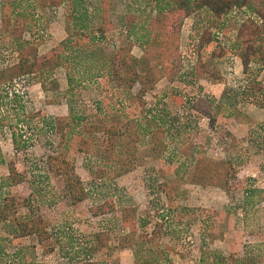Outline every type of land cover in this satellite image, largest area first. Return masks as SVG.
Wrapping results in <instances>:
<instances>
[{
	"label": "rangeland",
	"instance_id": "rangeland-1",
	"mask_svg": "<svg viewBox=\"0 0 264 264\" xmlns=\"http://www.w3.org/2000/svg\"><path fill=\"white\" fill-rule=\"evenodd\" d=\"M19 3L20 8L35 13L37 25L32 36L40 55L49 53L68 36L71 24L66 16L67 2L45 8L33 0ZM85 4L92 14V24H98L100 1L85 0ZM113 4L116 29L112 28L102 43L110 53L125 42L126 35L121 33L125 14L149 12L140 1L113 0ZM231 15L228 12L220 19V23H225L221 41L215 35L220 25L212 26L214 39L203 49V61L222 77L221 82L215 84L211 76L198 78L195 74L197 33L201 27L210 26L208 12L185 18L179 33L180 71L160 80L146 96L151 114L165 123V151L153 158L150 138L141 137L136 146L135 167L121 175L100 162L105 170L95 173L93 166L86 163L85 153L79 152L75 156L76 170L88 193L78 204L71 203L63 182L48 171L44 155V144L58 139L44 120L69 113L65 67L51 75L27 76L16 81L22 97L17 105L11 103L6 108L7 122L0 143V179L7 175V163L11 162L25 173L26 179L0 190L22 199L30 197L35 216L48 223V234L41 238L35 234L22 236L15 229L17 219L0 222V264H199L202 249L223 254L227 264H264V92L245 91L249 77L240 55L232 69L226 64L231 51L230 28L235 23ZM134 43L132 53L140 57L142 49ZM92 48L86 43L71 50L68 58L86 83L76 100L85 117L81 125L93 116L91 109L98 106L104 95L101 78L88 73L93 65L88 52ZM14 61L17 55L0 39V68ZM251 68L258 80L264 82V65L256 62ZM176 94L183 98L182 103L174 100ZM199 96L214 102V124L194 107ZM22 110L28 112L30 120L17 126L15 121ZM16 126L24 135L19 151L14 147L11 130L7 132ZM96 136V140L105 138L102 133ZM202 155L233 159L237 179L229 192L197 180L196 161ZM164 183L169 186H160ZM101 206L107 212L96 214ZM125 209L134 218L133 227H124ZM27 211L22 207L20 219ZM101 231L108 242L97 250V233Z\"/></svg>",
	"mask_w": 264,
	"mask_h": 264
},
{
	"label": "trees",
	"instance_id": "trees-1",
	"mask_svg": "<svg viewBox=\"0 0 264 264\" xmlns=\"http://www.w3.org/2000/svg\"><path fill=\"white\" fill-rule=\"evenodd\" d=\"M99 1L100 22L93 25L92 14L85 0H33L41 8L58 6L65 2L68 4L66 16L71 24L68 36L43 56L39 54L38 43L32 36L37 25L35 13L20 8L19 0H0L2 20L0 39L8 43L17 55V61L0 68V143L4 136L3 125L6 126L7 122L6 108L11 103L17 105L22 97L21 91L15 86L16 81L27 76L51 75L59 67H65L67 80L65 96L69 113L52 117L48 121L44 120V124L58 136L57 141H48L44 144V155L48 171L63 182L72 204L85 200L88 193L76 170L75 156L79 152L85 153L86 161L88 160L86 163L89 162V166H93L95 173L99 174L105 170L104 166L98 164L100 162L121 175L135 167L138 158L136 146L141 137L150 138V155L153 158L159 157L165 151L167 144L164 140L165 123L151 114L152 110L147 107L146 96L156 88L160 80L176 76L180 71L182 58L179 51V33L185 18L200 12H208L210 26L201 27L197 33L198 58L195 74L198 78L204 75L211 76L214 82H217L222 77L216 75L203 61V49L212 44L211 41L214 39L211 28L220 25L218 30H224L225 23L224 21L220 23V19L234 8L250 11L252 18L237 27L234 23L230 29L237 28L235 54L242 58L244 71L249 77L245 91L264 92V82L258 80L257 74L251 68V64L256 62L264 65V0H135L140 1L141 6L149 12L138 15L135 11H130L125 14L122 19L124 26L121 23V33L126 35L125 42L119 50L111 53L105 50L102 43L109 31L112 28L116 29L111 12L114 4L113 0ZM134 42L142 49L140 57L132 53ZM86 43L93 46L92 50L88 51L93 58V65L88 73L94 74L96 79L101 78L104 95L98 106L91 109L93 116L87 117L88 121L81 125L85 117L81 115L82 109L78 108L76 100L82 95L86 83L71 66L74 64L68 58L71 50L74 48L77 50ZM215 49L219 50L217 47ZM215 54L216 52L213 55ZM173 98L178 103L183 101L177 94ZM194 107L214 124L217 116L212 110L213 101L205 96H199ZM19 114L15 121L17 126L29 122L27 111L22 110L21 116ZM17 126L15 129H7V132L11 130L14 147L19 151V144L23 141L24 135L19 133ZM98 133L105 135V138L96 140ZM196 165L197 180L221 186L227 192L231 189L232 182L237 179V169L231 157L213 159L202 155L197 157ZM25 179V173L20 171L15 163H7V175L0 179V189H9L24 182ZM162 185L164 188L169 186L167 183L160 186ZM22 207H26L28 211L20 219L18 214L21 213ZM101 208L99 213H95L107 212L104 206ZM32 212L33 203L30 197L22 199L9 191L0 190V222L17 219L15 229L20 235L35 234L41 238L48 234V223ZM122 220L124 227H133L131 224L134 218H131L129 209L122 213ZM107 239L102 231L97 233V250L106 246ZM123 245L127 246L128 243L124 241ZM199 264L227 262L223 254L213 249H202Z\"/></svg>",
	"mask_w": 264,
	"mask_h": 264
},
{
	"label": "built area",
	"instance_id": "built-area-1",
	"mask_svg": "<svg viewBox=\"0 0 264 264\" xmlns=\"http://www.w3.org/2000/svg\"><path fill=\"white\" fill-rule=\"evenodd\" d=\"M232 12V18L233 21H235L236 27L240 26L244 21H246L249 18H252V13L250 11H242L238 8H234L233 10L230 11V13ZM233 27L232 29H230V33L232 37H236V33H237V28ZM224 36V33L222 30H218L217 31V37L219 38V40H221V37ZM238 60V56L237 54L231 53L229 54L228 60L226 61L227 65L229 66V69H232L233 64L235 63V61L237 62Z\"/></svg>",
	"mask_w": 264,
	"mask_h": 264
},
{
	"label": "crops",
	"instance_id": "crops-1",
	"mask_svg": "<svg viewBox=\"0 0 264 264\" xmlns=\"http://www.w3.org/2000/svg\"><path fill=\"white\" fill-rule=\"evenodd\" d=\"M219 41H221V40H219ZM223 44H225V43H223ZM234 46H237V43H236V37H232V36H231V39H230V46H229V47H231V50L233 49V50H235V51H231L230 54H231V53H234V54L236 53L237 50H236V48H235ZM237 56H238V60H239V54H238ZM238 60H237V61H238ZM226 63H227V62H226ZM225 65H226V64H225ZM262 65H263V64H262ZM220 82H221V80L215 82V84L220 83ZM83 201H84V200H83Z\"/></svg>",
	"mask_w": 264,
	"mask_h": 264
}]
</instances>
